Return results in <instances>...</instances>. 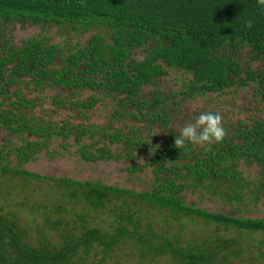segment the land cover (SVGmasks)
<instances>
[{
  "label": "trees",
  "instance_id": "16d2710c",
  "mask_svg": "<svg viewBox=\"0 0 264 264\" xmlns=\"http://www.w3.org/2000/svg\"><path fill=\"white\" fill-rule=\"evenodd\" d=\"M249 19L252 28L245 27ZM15 22L67 25L79 34L96 27L107 30L84 42L60 43L36 35L14 43L5 24ZM137 49L142 50L140 58L133 56ZM172 67L188 77L181 89L163 91L160 79ZM248 87L264 101V9L256 0H0V134L5 133L0 172L47 178L21 165L43 151L55 155L73 146L84 161H131L125 167L130 174L149 168L150 188L139 192L50 177L65 186L70 199L94 212L109 194H125L167 208L175 219L194 215L242 232L264 233V217L209 211L187 204L182 194L207 189L230 204L244 202L246 195L257 197L264 190V117L225 128L224 140L207 149L191 144L175 148L179 132L171 127L182 101ZM102 100L110 106L111 122H86ZM60 107L82 121L51 118ZM240 162L258 167L256 185L243 176ZM61 208L45 213L36 227V243L0 206V264H88L94 254L100 256L95 259L99 264L130 238L142 246V254L151 247L152 254H177L188 263H210L218 249L241 253L224 237L216 238L211 248L182 253L170 237L158 234L155 241V233L138 230L139 220L123 210L102 228L91 222L87 210L77 211L70 221ZM51 230L55 239L49 237Z\"/></svg>",
  "mask_w": 264,
  "mask_h": 264
},
{
  "label": "rangeland",
  "instance_id": "374dc122",
  "mask_svg": "<svg viewBox=\"0 0 264 264\" xmlns=\"http://www.w3.org/2000/svg\"><path fill=\"white\" fill-rule=\"evenodd\" d=\"M8 36L14 43L22 39L46 35L52 41L64 43L84 42L92 33L101 32L106 35V28L96 27L85 33H75L67 25L40 26L22 22L5 24ZM134 57L140 58L142 50L134 51ZM188 75L182 69L169 68L167 74L160 79L159 86L163 91L179 90ZM152 86L148 89H151ZM56 90H52L55 94ZM88 92L83 93L86 97ZM49 101V100H48ZM48 105V102L46 103ZM202 112L218 113L223 118L224 128H232L236 122H252L255 118L264 117V101L254 94L253 89H226L221 93H206L196 95L182 101L172 115L171 127L179 132L185 124L194 122ZM110 106L105 101L98 102L88 112L89 118L86 122L92 124H108ZM72 111L67 107H60L51 118L72 119ZM118 125V122L114 123ZM5 139V133L0 134V144ZM18 143L17 140H13ZM75 147L69 152L60 151L55 155L41 152L39 156L30 162L21 165L22 168L36 172L47 178L24 177L20 174H4L0 172V206L1 212L9 214L18 220V224L28 230L29 239L37 243V228L43 224L45 213L56 206L61 205L66 217L75 218V213L87 210L90 213L92 223L102 228L110 226L117 211L131 213L133 219H138L141 232H153L170 237L172 244L178 251L194 252L203 248H211L216 243V238L224 237L234 241V247L241 249L239 256L229 254L230 249H218L212 256L210 263L198 261L188 263L186 260L175 255L159 254L149 252L147 247L142 254V246L133 238L123 240L115 246V249L104 257L99 264H264V233L242 232L233 226L217 225L204 219L187 214H180L178 218L171 216L167 208L150 206L147 202L125 194H109V200H105L102 209L92 211L86 205L80 204L75 199H70L65 186L58 182V177H68L82 181H99L106 185L124 187L134 191H144L150 188L151 173L145 168L136 174H130L125 167L133 164L131 161H97L90 162L82 160L75 152ZM240 168L245 176L254 185L260 177L258 167L254 164L240 162ZM183 199L187 204H195L197 207L209 211L224 212L237 216L251 218L264 217V190H258V196L246 195L244 202L230 204L222 197L214 195L207 189L196 188L185 189ZM75 198V197H73ZM86 208V209H85ZM52 214V213H51ZM54 214V213H53ZM57 215V214H56ZM64 216V215H63ZM37 227V228H36ZM131 225L128 226L130 228ZM51 239H55V232L51 230ZM98 253V252H96ZM93 255V253H92ZM100 256L94 254L88 260L95 264V259Z\"/></svg>",
  "mask_w": 264,
  "mask_h": 264
},
{
  "label": "clouds",
  "instance_id": "9594fccd",
  "mask_svg": "<svg viewBox=\"0 0 264 264\" xmlns=\"http://www.w3.org/2000/svg\"><path fill=\"white\" fill-rule=\"evenodd\" d=\"M256 3L260 9H264V0H256ZM245 27L252 28L253 21L251 19L245 21ZM226 134L220 114L202 112L194 122L187 123L180 128L179 136L174 140V147L182 149L191 144L207 149L213 143L222 142Z\"/></svg>",
  "mask_w": 264,
  "mask_h": 264
}]
</instances>
